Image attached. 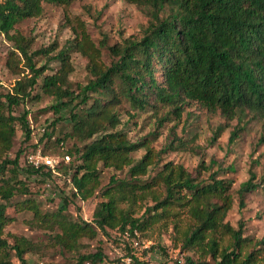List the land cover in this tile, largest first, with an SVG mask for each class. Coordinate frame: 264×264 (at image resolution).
Instances as JSON below:
<instances>
[{"label":"trees","instance_id":"obj_1","mask_svg":"<svg viewBox=\"0 0 264 264\" xmlns=\"http://www.w3.org/2000/svg\"><path fill=\"white\" fill-rule=\"evenodd\" d=\"M44 1L67 4L71 0H0V32L24 57V68L19 72L28 69L6 92H0V264H32L26 254L38 249V244L25 235L13 233L12 241L4 235L5 225L13 219L8 212L11 205L30 209L37 223L54 230L52 238L60 248L75 249L82 237L94 238L98 231L108 234L107 227L116 231L115 241L122 251L108 263H104L105 253L99 248L80 255L76 264H122V255L130 250L122 236L126 225L141 230L160 219L172 220L182 247L210 254L212 264H264V235L254 239L244 234L243 221L235 227L224 219L232 205L230 178L219 176L215 170L202 176L200 169L209 166L203 161L195 174L173 160L160 165L161 152L181 146L180 137L178 144L172 139L157 150L149 144L148 135L131 140L124 130L115 128L121 120L115 109L124 102L140 110L169 106L162 119L171 115L179 118L186 104L197 102L207 110L218 111L226 122L252 113L261 120L258 143H264V0H127L143 7L148 23L139 36L108 45L113 55L109 62L102 58L105 42L96 43L80 19L76 20L75 35L62 47L57 49V44H52L29 51L30 38L15 24L40 15ZM72 50L87 57L90 73L76 89L68 85ZM38 53L56 60L57 67L46 72V63L37 66L34 55ZM14 54L11 49L8 61L14 63ZM36 86L39 92H33ZM40 92L54 99L49 106L60 115L43 125L33 140L34 126L26 103ZM20 105L21 111L16 112ZM64 110L67 114L62 113ZM134 114L132 111L130 116ZM62 118L70 123L71 130L53 141L62 148L68 136L83 142L61 150L62 156L68 153L79 161L74 164L69 158L63 163L61 159L56 164L57 173L49 166L27 164L25 154L38 148L46 151L52 138L48 125ZM17 125L26 145L11 157ZM222 127L218 126L212 138ZM238 127L231 130L229 142L238 136ZM142 146L145 152L135 160L132 153ZM100 166H127L129 178L112 174L100 190L105 199L97 201L90 220L82 215L73 217L66 211L69 197L85 200L93 195L100 184ZM150 166L157 167L155 172L140 179ZM61 172L69 173L70 193L61 197L56 209L42 211L31 196L11 203L15 194L30 193L26 179L38 176L46 181ZM255 177V172H250L238 188L240 197L264 185V171L259 180ZM146 198L152 203L135 216L138 199ZM121 202L128 204L122 206ZM151 248L137 256L143 264H150L142 254ZM186 264L210 262L187 256Z\"/></svg>","mask_w":264,"mask_h":264},{"label":"rangeland","instance_id":"obj_2","mask_svg":"<svg viewBox=\"0 0 264 264\" xmlns=\"http://www.w3.org/2000/svg\"><path fill=\"white\" fill-rule=\"evenodd\" d=\"M83 21L86 30L96 43L105 42L102 46V58L109 62L113 57L108 45L123 41L128 36H139L142 29L148 23V15L141 5L127 0H71L67 4H58L44 1L43 11L40 15L25 17L15 24L16 29L30 38L29 51L57 44V49L65 44L66 39L75 35L77 29L76 20ZM14 49V63L9 60L10 50ZM52 51L51 53H54ZM70 59L73 69L68 75V85L72 89L77 88L78 83H84L90 77L87 70L88 59L79 51L72 50ZM37 66L44 63L47 65L46 72H51L57 67V61L49 59L46 54L34 55ZM24 68V57L14 48L13 41L3 32H0V92H6L21 74L28 69L19 72ZM39 86L34 87L33 92H39ZM54 99L40 92V96L28 100L26 106L30 109V116L34 126L33 140L41 133L42 126L60 115L49 106ZM18 106L15 111H21ZM169 106H150L144 110L133 109L124 102L116 107L120 116V122L116 129H122L131 140H137L148 135L149 144L155 149H164L169 141L173 139L178 144L180 137L183 140L177 148H166L161 152L159 164L167 160L181 163L192 174L198 173L199 162L203 161L209 165L207 169H200L202 176L215 170L219 176L230 178L232 185L230 194L232 205L228 209L225 220L237 227L238 222L243 221L244 234L259 239L264 235V185L258 186L252 191L246 192L240 197L238 188L243 185L250 172H255V180H259L264 171V143H258L261 134V120L247 112L237 117L226 119L218 111H210L201 107L197 102L185 105L181 117L174 115L170 119H162ZM135 114L130 116L131 112ZM62 113H66L65 110ZM222 124L220 132L213 137L218 126ZM239 126L238 136L228 141L231 130ZM36 129V130H35ZM52 131L51 141L47 144L46 152L62 157V149L82 145L83 142L68 136L65 139L63 148L54 143V137L61 136L64 132L71 130L70 123L64 118L58 119L53 125H48ZM152 132L157 134L152 135ZM175 137V139H174ZM26 145L23 140V133L17 125L13 146L9 155L13 157L17 149ZM41 146V145H40ZM23 152V150H22ZM145 152V147H139L132 154L136 159ZM68 161V160H67ZM76 156H70L71 163H77ZM63 163H67L63 160ZM157 167L150 166L147 174L139 176L146 179L155 172ZM72 168L69 169L70 172ZM129 178L128 167L114 169L112 167L100 166L99 188L85 200L69 197L66 211L73 217L82 215L84 219L90 220L91 213L97 201L105 199L100 195L110 176ZM69 173H62L48 180H40L38 176H31L26 179L30 193H17L11 197V203L21 200L27 196L35 198L39 202L42 211H51L57 208L63 195L70 193L68 181ZM20 177L25 176L20 173ZM152 203L149 198L138 199L135 207V216H139L146 205ZM128 203L121 202L122 206ZM8 212L13 216L4 227V235L22 234L31 238L38 244L36 251H29L26 256L32 264H76L80 255L94 252L101 248L105 253L104 263L122 251L120 245L115 241L116 231L107 227V233L98 231L94 238L82 237L80 244L75 249L60 248L52 238L54 230L43 227L32 218V211L28 208H18L11 205ZM147 213H150L149 211ZM184 221L181 222V225ZM142 239L151 241L152 248L146 254L150 264H186L187 256L194 260L205 259L212 264L210 254H202L195 248H183L181 240L177 235L173 221L160 219L139 230ZM14 261H16L14 257ZM17 262V261H16ZM102 263V264H104Z\"/></svg>","mask_w":264,"mask_h":264},{"label":"built area","instance_id":"obj_3","mask_svg":"<svg viewBox=\"0 0 264 264\" xmlns=\"http://www.w3.org/2000/svg\"><path fill=\"white\" fill-rule=\"evenodd\" d=\"M70 155L65 153L61 159L69 160ZM42 149L30 150L25 154V162L34 167L49 166L51 171L57 173L56 164L61 160ZM122 236L126 240L129 246V252L122 255V264H143L137 259V256H141L143 250L148 249L151 245V241L148 239H142L140 231L137 227L127 224L122 231ZM88 263V262H87Z\"/></svg>","mask_w":264,"mask_h":264}]
</instances>
